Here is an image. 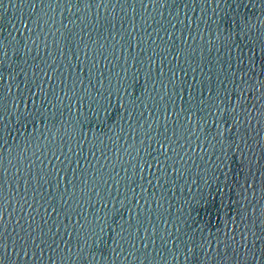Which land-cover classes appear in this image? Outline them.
<instances>
[{
    "label": "water",
    "instance_id": "95a60500",
    "mask_svg": "<svg viewBox=\"0 0 264 264\" xmlns=\"http://www.w3.org/2000/svg\"><path fill=\"white\" fill-rule=\"evenodd\" d=\"M0 264H264V0H0Z\"/></svg>",
    "mask_w": 264,
    "mask_h": 264
}]
</instances>
